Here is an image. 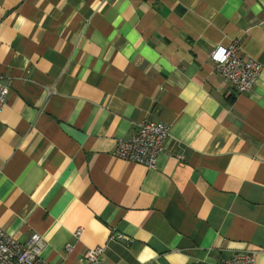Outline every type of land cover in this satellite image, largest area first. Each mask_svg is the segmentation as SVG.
Returning <instances> with one entry per match:
<instances>
[{
	"label": "crops",
	"instance_id": "crops-1",
	"mask_svg": "<svg viewBox=\"0 0 264 264\" xmlns=\"http://www.w3.org/2000/svg\"><path fill=\"white\" fill-rule=\"evenodd\" d=\"M234 41L245 94L211 59ZM0 75V227L46 262L264 264V0H0ZM148 122L156 168L114 157Z\"/></svg>",
	"mask_w": 264,
	"mask_h": 264
},
{
	"label": "built area",
	"instance_id": "built-area-1",
	"mask_svg": "<svg viewBox=\"0 0 264 264\" xmlns=\"http://www.w3.org/2000/svg\"><path fill=\"white\" fill-rule=\"evenodd\" d=\"M211 59L217 65V71L230 80L237 94L250 92L263 70L258 61L243 59L242 46L238 41L216 47ZM3 79L0 75V113L7 104L9 89V84ZM170 132V126L162 122L141 123L129 139L117 142L113 155L128 163L155 169ZM81 233L82 229H79L76 235ZM45 246L44 238L37 233H32L26 241H20L0 227V264H50L41 257ZM103 253L104 249L100 247L88 251L85 256L87 264H101ZM219 264H256V258L253 253H240Z\"/></svg>",
	"mask_w": 264,
	"mask_h": 264
}]
</instances>
